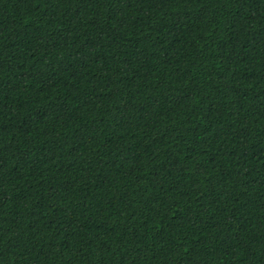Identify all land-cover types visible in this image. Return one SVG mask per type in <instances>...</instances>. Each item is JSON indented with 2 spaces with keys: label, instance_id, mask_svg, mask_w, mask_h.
Instances as JSON below:
<instances>
[{
  "label": "trees",
  "instance_id": "1",
  "mask_svg": "<svg viewBox=\"0 0 264 264\" xmlns=\"http://www.w3.org/2000/svg\"><path fill=\"white\" fill-rule=\"evenodd\" d=\"M0 264H264V0H0Z\"/></svg>",
  "mask_w": 264,
  "mask_h": 264
}]
</instances>
